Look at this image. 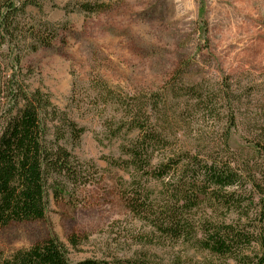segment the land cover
<instances>
[{
	"label": "rangeland",
	"instance_id": "374dc122",
	"mask_svg": "<svg viewBox=\"0 0 264 264\" xmlns=\"http://www.w3.org/2000/svg\"><path fill=\"white\" fill-rule=\"evenodd\" d=\"M86 1L95 2L42 0L40 8H27L24 23L58 30L49 47L32 51L30 39L0 46V90L21 85L49 96L58 115L47 120L49 141L64 130L65 119L86 129L77 145H66L82 184L64 183L59 199L51 189L44 219L0 228V254L54 238L73 264L143 254L161 263L204 264L211 257L189 245L143 243L150 230L124 199L133 173L113 165L128 159L122 145L137 134L124 130L113 138L109 122L120 109L102 104L98 95L103 88L122 98L170 93L178 150L206 143L209 154L220 151V131L234 108L239 125L231 130L230 148L261 166L257 177L264 184V151L255 146L264 142L256 131L264 126V0H102L110 7L94 14L79 8ZM205 96L217 103L223 97L216 121L198 103ZM147 186L155 192L163 187L154 181Z\"/></svg>",
	"mask_w": 264,
	"mask_h": 264
},
{
	"label": "trees",
	"instance_id": "16d2710c",
	"mask_svg": "<svg viewBox=\"0 0 264 264\" xmlns=\"http://www.w3.org/2000/svg\"><path fill=\"white\" fill-rule=\"evenodd\" d=\"M41 1L0 0V46L20 45L30 39V49L37 51L57 39L58 30L53 26L36 28L22 21L27 8H40ZM109 7L102 0L79 4L89 14ZM119 97L109 88L98 95L102 104L120 109L109 122L112 137L118 138L124 130L126 135L137 134L128 145H122L128 159L113 165L133 173L124 199L130 214L150 230L143 243L189 245L211 257L204 264H264V184L257 177L261 166L238 157L229 145L231 130L239 125L238 112L232 107L228 111L217 154L205 152L206 143H200L197 150L181 151L173 133L170 93ZM205 97L198 103L208 107L206 113L216 121V105L223 97L218 103ZM52 108L49 96L40 91L29 92L21 85L0 90V228L44 219L51 189L59 199L67 191L64 183L82 184L79 164L66 145H77L86 129L65 119L64 130L57 132L55 141H49L47 120L58 118ZM256 131L262 136L264 126ZM62 140L66 143L60 144ZM263 143L256 141L259 151H264ZM148 181L161 183L162 190H151ZM70 241L74 247L79 243L77 238ZM0 264L73 263L65 247L51 238L7 257L0 254ZM79 264L169 263L143 254L88 259ZM171 264L185 263L178 259Z\"/></svg>",
	"mask_w": 264,
	"mask_h": 264
}]
</instances>
